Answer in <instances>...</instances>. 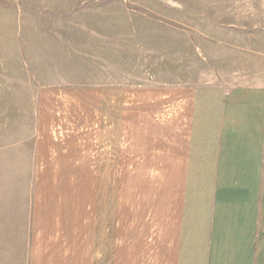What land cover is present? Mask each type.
<instances>
[{
	"label": "crops",
	"instance_id": "1",
	"mask_svg": "<svg viewBox=\"0 0 264 264\" xmlns=\"http://www.w3.org/2000/svg\"><path fill=\"white\" fill-rule=\"evenodd\" d=\"M13 121L32 264H264V85H47Z\"/></svg>",
	"mask_w": 264,
	"mask_h": 264
},
{
	"label": "rangeland",
	"instance_id": "2",
	"mask_svg": "<svg viewBox=\"0 0 264 264\" xmlns=\"http://www.w3.org/2000/svg\"><path fill=\"white\" fill-rule=\"evenodd\" d=\"M122 82L263 86L264 0H128L106 10L93 0H0V264H32V237L43 235L35 208L21 216L15 207L18 191L37 183L32 167L31 180H19L18 166L13 176L10 159L7 174L5 126L9 148L30 136L11 139L13 117L33 112L41 86Z\"/></svg>",
	"mask_w": 264,
	"mask_h": 264
}]
</instances>
